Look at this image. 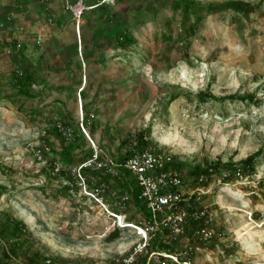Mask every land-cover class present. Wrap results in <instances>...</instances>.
Segmentation results:
<instances>
[{"label": "rangeland", "instance_id": "obj_1", "mask_svg": "<svg viewBox=\"0 0 264 264\" xmlns=\"http://www.w3.org/2000/svg\"><path fill=\"white\" fill-rule=\"evenodd\" d=\"M188 1L201 19L185 31L174 0H83L88 8L76 34L59 0L51 23L42 3L0 0V211L22 220L28 239L27 252L12 259L2 256L8 243L0 241V264H25L32 251L42 257L33 264H46L44 258L50 264H121L141 243L109 215L118 211L117 193L103 192L101 205L72 175L73 165L92 151L83 133L75 136L71 160L51 174L63 147L53 122L75 124L80 102L83 115L92 113L89 135L115 159L125 155L135 132L171 153L184 175L217 160L229 172L219 182L217 170L198 195L211 226L223 234L192 242L178 262L154 254L146 262L264 264V0ZM194 19L190 12L186 27ZM119 31L130 39L124 48L116 43ZM16 69L34 75L28 96L12 84ZM44 143L50 151L42 161L35 151ZM258 150L253 170L234 176L227 163ZM106 181L118 190L115 178ZM143 215L130 201L126 220ZM114 229L119 234L108 241Z\"/></svg>", "mask_w": 264, "mask_h": 264}, {"label": "built area", "instance_id": "obj_2", "mask_svg": "<svg viewBox=\"0 0 264 264\" xmlns=\"http://www.w3.org/2000/svg\"><path fill=\"white\" fill-rule=\"evenodd\" d=\"M34 1L43 4L48 21L53 22L56 14L51 6L52 0ZM61 6L70 17V20L73 21L75 33L79 34L81 18L88 7L84 5L83 0L74 2L62 0ZM41 40V36H37L35 39L36 44H40ZM16 72L21 74L20 69H16ZM82 111L80 102V117L75 124L56 119L53 126L66 141L74 140L76 135L83 133L89 141L92 151L85 159L73 165L71 168L72 175L76 179L78 178V184L84 187L85 194L99 201L101 205H104L103 192L108 191L111 196L117 193L115 204L118 211H109V215L116 221L117 225L132 229L139 236L141 243L134 245L128 254L121 257V264H133L139 254L146 252L151 238L157 234L162 241L172 245L174 252H170V254L150 252L149 258L153 254H158L178 262L177 257L187 255L192 250V246L187 243L179 247L176 246L180 240L185 239L190 220L197 223L193 235L199 241H209L223 234L220 230L211 226L206 207L201 206L198 201V195L205 194L207 191L205 185L208 184L209 178L216 175V170L212 165L204 166L205 170L199 171L195 175H184L172 166L173 156L171 153L157 150L149 141L139 145V136L135 132L130 133L126 141L127 150H131L132 154L128 155L123 161H119L106 151L105 146L95 144L89 135V127L87 126L88 116H92V113L89 112L85 120V114L83 115ZM49 151L50 146L44 143L42 149H36L35 155L37 159L43 161V154ZM50 167L52 175H59L63 169L62 163L58 159L54 160ZM84 172L89 173L91 189H87V179ZM105 175L112 178H119L123 175L128 180H133L138 188L137 199L144 206L147 214L143 213V217L137 221L126 220V209L133 199L134 185L129 184L128 190L121 191L110 188V184L101 178ZM233 175L240 176V172L236 171ZM227 176H229V172L223 171L218 176L219 182ZM191 183H194L195 186L184 190V187ZM119 219H122V222H119ZM149 258L145 264H149ZM45 262L50 264L49 259Z\"/></svg>", "mask_w": 264, "mask_h": 264}, {"label": "trees", "instance_id": "obj_3", "mask_svg": "<svg viewBox=\"0 0 264 264\" xmlns=\"http://www.w3.org/2000/svg\"><path fill=\"white\" fill-rule=\"evenodd\" d=\"M95 3H93L92 5H94ZM97 6V5H96ZM95 6H92V8H94ZM174 8L175 9H181L182 11V20L180 23V26L183 30L185 31H189V29L193 30L195 25L200 21L201 16L198 15L197 13H195V7L194 5L191 3V1L188 0H174ZM190 12L194 13L195 15V19L193 21L192 24H190V27H186L185 23H186V19L188 18ZM180 35V34H179ZM116 43L118 44L119 48H124L125 46L130 44V39L129 36L126 34L125 31H119L117 33L116 36ZM21 70V74H17V72L15 71L14 75H13V80H12V84H14L16 91L18 93V95H24V96H28L29 95V87L34 84L35 80H34V75L30 72H26L23 69ZM80 97L83 95L84 96V92H82V89L79 92ZM202 95H206V93L202 94ZM244 98V97H242ZM89 113V112H88ZM88 113H85V117L84 119L86 120ZM65 120V118H64ZM66 121V120H65ZM69 122V121H67ZM52 129L54 131V133L61 139V144L63 145V147L61 148V157L59 161H61V163L65 162H69L71 160L70 156H69V152L71 151V147H74L73 141H66L54 128V126L52 125ZM77 132V131H76ZM77 136V135H76ZM139 136V145L145 144L147 139H145V137L141 134H138ZM72 144V145H71ZM70 145V147H69ZM42 149V148H41ZM91 153V151L89 152V154ZM132 151L131 150H127L125 155L117 160L119 161H123L128 155H131ZM259 154V150L247 155L245 158L241 159L240 162L238 164L232 165L231 163H227V167H229V169H233L232 172H243V170L249 171L251 172L253 170V160L254 158ZM83 160V159H82ZM80 160V161H82ZM224 163H221V161H214L213 163H210V165H212L215 170H219V174H221L223 171H225L224 169H221V166ZM209 165V163H208ZM226 165V164H225ZM172 166L174 167V163L172 162ZM202 165H195L192 168H189L188 171L191 175H195L197 174L199 171H204L205 168ZM239 166H241V168H239ZM62 171V170H61ZM109 176H101L102 179H104L106 181V179ZM117 180L116 184L118 185V189L121 190H128V185L132 184L134 185L133 191H132V196L133 199L132 201L134 203H136L138 205V207H140L143 211L144 214H147V212L144 209V206L142 204H140L139 200L137 199V192H138V188L137 186L134 184L133 180H128L127 178H125L123 175L120 176L119 178H115ZM227 177H223V180H227ZM197 223L194 220H190L189 221V225L187 228V232L185 235V240L187 242V244L192 246V250H193V245L192 242L197 241L198 239L194 237L193 235V230L196 228ZM26 229H25V223L22 220H19L15 217H13L12 215H10L7 212L4 211H0V241H6L8 243V247L7 250L4 249L2 247V256L5 258H17L20 256V254H25L27 252V243H28V239H26ZM119 234V229H114L113 231H111L106 239L108 241H111L113 239H115ZM191 240V242H190ZM178 245L181 243H177ZM191 251V250H190ZM150 252H164L167 254H170V252H174V249L172 247V245L164 242L161 240L160 236L157 234L156 236L152 237L148 247L146 249V252H143L141 254L138 255L136 261L133 264H145L146 262V258L148 257ZM140 255H142L140 257ZM154 255H158V254H154ZM39 258L41 257L40 252L38 251H32L29 256L27 257V259L25 260V264H33V262L38 261ZM159 261L163 262L164 260H169L168 257L162 256L160 255L159 257ZM167 258V259H165ZM47 259L44 258L43 263H45ZM149 264H152L149 262Z\"/></svg>", "mask_w": 264, "mask_h": 264}, {"label": "crops", "instance_id": "obj_4", "mask_svg": "<svg viewBox=\"0 0 264 264\" xmlns=\"http://www.w3.org/2000/svg\"><path fill=\"white\" fill-rule=\"evenodd\" d=\"M60 2H61V4H62V0H59ZM76 1V0H75ZM72 2H74V1H72ZM53 4H55V6H57V4H58V0H52L51 1V6H52V8H53V11L55 12V8H54V5Z\"/></svg>", "mask_w": 264, "mask_h": 264}]
</instances>
